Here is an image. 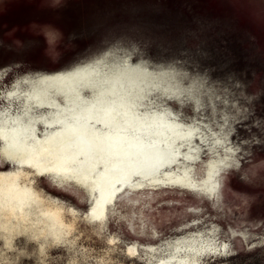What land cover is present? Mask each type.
<instances>
[{
	"label": "rangeland",
	"instance_id": "rangeland-1",
	"mask_svg": "<svg viewBox=\"0 0 264 264\" xmlns=\"http://www.w3.org/2000/svg\"><path fill=\"white\" fill-rule=\"evenodd\" d=\"M125 55L132 64L168 70L166 78L173 83H196L201 100L197 107L189 91L181 90L179 97H157L180 111L183 119L214 123L230 117L237 163L225 171L222 195L212 200L167 185L153 191L126 188L107 207L103 220H92L93 198L85 186L0 160V175L18 173L20 182L30 186L47 208L58 209L66 240L64 247L56 240L39 244L28 233L16 234L10 245L0 242V264H161L169 256L167 242L217 223L261 236L264 0H0V71L7 69L3 79L0 76L3 90L37 71H64ZM207 156L204 152L203 160ZM260 236L236 238L235 250L204 252L197 264H264ZM132 246L135 251H130Z\"/></svg>",
	"mask_w": 264,
	"mask_h": 264
},
{
	"label": "bare ground",
	"instance_id": "bare-ground-1",
	"mask_svg": "<svg viewBox=\"0 0 264 264\" xmlns=\"http://www.w3.org/2000/svg\"><path fill=\"white\" fill-rule=\"evenodd\" d=\"M129 58L101 59L64 71H37L17 78L5 90L1 87L0 160L85 186L93 198L89 211L92 220H103L107 207L126 188L153 191L159 186H178L212 200L219 198L225 171L237 163L230 142V117L214 123L195 117L183 119L180 111L161 104L157 97H179L185 90L197 107L201 100L196 83L181 86L166 78L168 70L153 71L132 64ZM6 71H0L1 79ZM204 152L208 156L203 160ZM47 207L30 186L20 182L18 173L1 174L0 242L10 245L14 235L28 233L36 243L56 240L66 247L58 209ZM261 233L237 231L217 223L167 242L169 256L160 262L197 264L204 252L235 250L236 238L260 236L264 243V230Z\"/></svg>",
	"mask_w": 264,
	"mask_h": 264
}]
</instances>
